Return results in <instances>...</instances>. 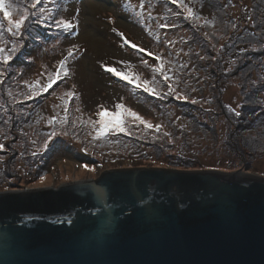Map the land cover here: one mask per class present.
Masks as SVG:
<instances>
[{
	"label": "rangeland",
	"instance_id": "374dc122",
	"mask_svg": "<svg viewBox=\"0 0 264 264\" xmlns=\"http://www.w3.org/2000/svg\"><path fill=\"white\" fill-rule=\"evenodd\" d=\"M143 3L142 8L141 0H66L62 17L76 25L70 33L54 30L44 44L26 46L24 30L17 41L20 51L0 75V189L91 179L133 164L180 169L172 163L181 162L195 164L189 169L264 175V0H183V8L170 0ZM29 5L30 0H19L21 9L33 11ZM185 8L195 15L186 19ZM6 28L4 22L0 46L7 49L17 38ZM124 38L162 57L173 87L188 99L165 95L164 84L157 86L160 96L149 95L106 72L105 67H112L141 81L160 79L153 71L159 63L155 56L131 48ZM69 49V75L26 99L28 85L45 83ZM224 50L227 55L221 57ZM68 92L74 94L71 99ZM65 101L69 123L48 124L51 117L65 115ZM117 103L160 124L161 130H144L129 119L130 134L93 139L89 121L99 120L102 109L116 111ZM54 127L57 135L45 148Z\"/></svg>",
	"mask_w": 264,
	"mask_h": 264
},
{
	"label": "water",
	"instance_id": "95a60500",
	"mask_svg": "<svg viewBox=\"0 0 264 264\" xmlns=\"http://www.w3.org/2000/svg\"><path fill=\"white\" fill-rule=\"evenodd\" d=\"M0 264H264V175L127 167L0 189Z\"/></svg>",
	"mask_w": 264,
	"mask_h": 264
},
{
	"label": "snow or ice",
	"instance_id": "6c2138e0",
	"mask_svg": "<svg viewBox=\"0 0 264 264\" xmlns=\"http://www.w3.org/2000/svg\"><path fill=\"white\" fill-rule=\"evenodd\" d=\"M27 2V0H26ZM172 4L177 5L178 7H185L183 0H170ZM49 3H54V0H30V8L33 9L31 13L28 11V7H24L21 9L19 5V0H0V29L4 28V22H7L6 31L11 35V37L17 38L18 40H22L24 30L27 27L29 22L30 16L36 17L35 23L39 24L43 20L47 19L46 13H51V9L47 7ZM44 4L45 7H39V5ZM126 8L130 7L129 4L125 3L124 5ZM140 7H144L143 0H141ZM186 12V19L193 17L195 14L191 8H185ZM18 15V19H14V16ZM137 16H140V13H137ZM199 19V17H196ZM56 27L60 28L62 31L66 33H70L76 25H74L70 20L67 19H60L55 21ZM160 27H167V25L161 24ZM234 27V26H233ZM118 35H123L118 33ZM3 31H0V41H2ZM125 44H128L131 48L136 49L141 53H146L149 56H155V59L159 62L157 66L153 69L154 73L159 74L160 79H157L155 76L153 81L143 80L141 81L138 76L133 75L131 72L128 71H118L112 67H105V71L111 73L112 75L118 77L120 80L127 82V84L132 85L136 89H142L143 92L148 93L149 95H156L160 96V92L157 91V86L160 84H164L167 87V92L165 95H175L178 99H188L187 96L182 95L181 93L177 92L176 89L173 87V83L171 82V77L168 76L167 72L164 70V63L162 57L158 54H153L151 52H147L146 49L140 48L135 44H130L126 39L124 41ZM21 44H18L16 40L12 41V46L10 48H5L4 46H0V65L6 67L10 65V62L16 56V54L20 51ZM75 47V46H73ZM73 56V50L69 49L67 56H65L60 62L59 67L55 69L53 73H49L47 77V81L41 84L39 81L35 82L34 84H29L28 87L31 90V95L26 96V99H31L37 95H40L41 92H47L49 89L53 87V85L57 84V82L69 75V69L66 66L69 57ZM203 59V57H201ZM147 64V61H143ZM4 73L0 71V75ZM2 82V81H0ZM39 85V87H37ZM69 99L73 97L72 92H68L65 94ZM191 102L193 104L197 103L195 99H192ZM116 111H108L106 109L100 110L97 115L99 120L97 121H89L94 125L95 135L93 139L99 140L106 137L109 133H125L130 134L128 124L129 119L132 122H138V125H143L144 130L154 129L155 131L161 130V125L156 124L153 125L143 119L140 115H138L135 111L125 107L123 104L117 103L115 105ZM64 113L63 117L57 118L55 116L51 117L48 120V124L55 126L56 124L66 125L69 123L68 121V102L65 101L64 103ZM78 110V109H77ZM230 111H233L230 109ZM236 116H240L241 113L239 111H235ZM84 122V123H89ZM75 126V122H73ZM98 125V127H95ZM67 135V133H64ZM164 136H169L168 132L163 133ZM57 135L55 131V127L51 133L48 134L47 139L44 141V147L47 148L49 146V141L52 140L53 137ZM172 141L169 140V143ZM4 146L0 144V149ZM35 155V153H33ZM87 167V166H85ZM88 171H93V169L88 168ZM41 183L44 181V177H41Z\"/></svg>",
	"mask_w": 264,
	"mask_h": 264
},
{
	"label": "trees",
	"instance_id": "16d2710c",
	"mask_svg": "<svg viewBox=\"0 0 264 264\" xmlns=\"http://www.w3.org/2000/svg\"><path fill=\"white\" fill-rule=\"evenodd\" d=\"M65 1L66 0H54V3H51L50 9L52 10L51 14L53 16L51 19H49V18L45 19L41 23L37 24V23H35L36 17L30 16L28 26L25 28L26 29L25 30L26 31V38L23 40L22 43L25 42L26 46L30 43H33L35 45L43 43V42L45 43L49 40V37L52 36V31H54V30H60V32H57V33H62V35H64V31H62L60 28L58 29L57 27H55V29H54L48 25L56 26V24H55L56 20L66 19L65 17H62V15H63L62 14V12H63L62 3ZM120 5L123 7L122 3ZM28 11H29V9H28ZM57 11L59 12V16H56ZM29 13H31V11ZM42 38H44L45 41H42ZM13 40L18 41V39H13ZM226 55H227V52L224 50L221 57H224ZM221 59L223 60V58H221ZM17 64H19V63H17ZM3 68H5L4 65H0V71L4 72ZM0 89H1V83H0ZM259 111L260 110L256 111L255 113L253 112L252 115H257L256 113H258ZM234 151H235V154H237L238 148L236 146H234ZM232 155L237 156L234 154H232ZM172 165L180 166L181 167L180 169L184 168L187 170V169H189L190 166L195 165V164L190 165V164H181V162H174V163H172ZM141 166H142L141 164H138V165L133 164V167H141Z\"/></svg>",
	"mask_w": 264,
	"mask_h": 264
}]
</instances>
